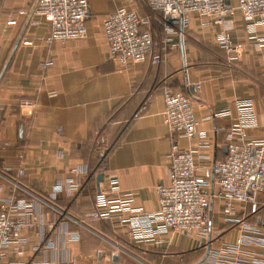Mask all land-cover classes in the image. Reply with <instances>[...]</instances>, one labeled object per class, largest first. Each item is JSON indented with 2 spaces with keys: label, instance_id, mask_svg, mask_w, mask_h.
<instances>
[{
  "label": "crops",
  "instance_id": "obj_1",
  "mask_svg": "<svg viewBox=\"0 0 264 264\" xmlns=\"http://www.w3.org/2000/svg\"><path fill=\"white\" fill-rule=\"evenodd\" d=\"M36 1L0 0V198L32 202L38 219L56 228L24 230V251L8 248L0 264H61L71 256L74 264H211L213 252H223L241 236L240 259L264 264V245L257 242L264 239L261 195L256 213L236 202L229 221L215 196L206 237L168 233L159 244L138 243L127 225L84 215L93 209L99 173L104 175L99 188L115 178L112 196L126 194L131 209H158L156 185L169 183L172 145L185 149L196 142L177 137L165 125L166 87L191 97L198 129L209 142L194 152L195 163L204 169L197 174L208 177L207 188L217 195L211 166L226 155L224 131L236 117L238 100L253 104L249 135L264 136L263 18L250 22L239 10L228 18L230 37L240 49L231 58L215 40L220 26L203 27L193 14L159 65L121 66L111 59L103 18L120 7L145 16L148 0H88L86 35L51 42L46 41L49 22L31 16ZM30 17L37 23L30 24ZM24 100L33 106H21ZM224 111L228 114L216 115ZM70 180L77 190H67ZM58 184L63 190L53 197ZM64 229L77 237H65ZM47 238L52 247L42 246ZM225 258L219 260L228 262Z\"/></svg>",
  "mask_w": 264,
  "mask_h": 264
},
{
  "label": "built area",
  "instance_id": "obj_2",
  "mask_svg": "<svg viewBox=\"0 0 264 264\" xmlns=\"http://www.w3.org/2000/svg\"><path fill=\"white\" fill-rule=\"evenodd\" d=\"M236 10L247 21L251 22L255 17H262L264 20V0H238L236 5L227 4L225 0H148V12L145 16L120 7L105 16L102 25L111 59L121 66L137 62L159 65L163 61L164 50L174 42L176 35L182 34V30L187 28L193 14L201 19L203 27L220 26V30L214 35L215 40L231 58L233 53L240 52L239 45L230 37L232 25L228 19ZM31 16H41L49 22L47 42L83 38L87 32L88 0H37ZM29 22L37 23L31 17ZM8 23H14V20ZM163 95L165 125L177 137L195 139L196 142L194 147L185 149L179 148L176 143L172 145L168 153L169 183L156 185L158 209L150 213L131 209L126 194L112 196L117 189V181L110 178L95 195L93 209L84 215L127 225L128 234L138 243L152 240L159 244L165 241L164 237L168 233H196L206 237L210 231V209L215 196L222 200L225 220L233 219L236 202L249 204L250 211L256 213L257 196H264V136L252 137L248 133V128L255 124L252 102L247 99L235 103L236 117L224 131L226 155L211 166L219 187L216 195L207 188L211 184L208 177L197 174L204 169L195 163L194 152L207 146L209 142L205 132L198 129L191 97L171 87H166ZM21 106L32 107L33 102L24 100ZM224 114L228 112L216 115ZM77 189L78 186L70 180L67 190ZM62 190L60 184L56 185L53 197ZM247 227V230L252 229ZM36 228L39 231L44 228L53 231L56 226L52 222L44 224L39 220L35 206L30 201L12 196L0 198V261L8 248L14 252L24 251L27 236L22 232ZM62 233L65 237H77V234H71L66 229ZM244 241L241 236L233 245H227L223 252H213L210 263L263 264L257 258L240 259L239 246ZM257 242L264 245L262 238ZM42 246L52 247L53 243L47 238ZM224 257L229 258H225L228 262L219 260ZM74 262L75 257L71 256L61 264ZM41 264L52 263L43 261Z\"/></svg>",
  "mask_w": 264,
  "mask_h": 264
},
{
  "label": "water",
  "instance_id": "obj_3",
  "mask_svg": "<svg viewBox=\"0 0 264 264\" xmlns=\"http://www.w3.org/2000/svg\"><path fill=\"white\" fill-rule=\"evenodd\" d=\"M225 2L227 3V0H225ZM103 179H104V175L102 173H99V174L96 175L95 181H96V185H97L98 191L100 189L99 188V184H100V182L103 181Z\"/></svg>",
  "mask_w": 264,
  "mask_h": 264
}]
</instances>
